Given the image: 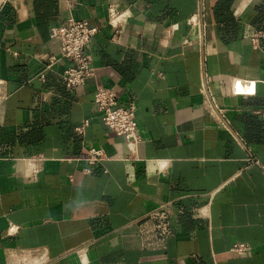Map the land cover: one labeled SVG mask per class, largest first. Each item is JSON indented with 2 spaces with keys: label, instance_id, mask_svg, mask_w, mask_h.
I'll list each match as a JSON object with an SVG mask.
<instances>
[{
  "label": "crops",
  "instance_id": "obj_1",
  "mask_svg": "<svg viewBox=\"0 0 264 264\" xmlns=\"http://www.w3.org/2000/svg\"><path fill=\"white\" fill-rule=\"evenodd\" d=\"M70 17L97 29L76 89L50 36ZM98 87L134 99L135 158ZM0 264H264V0H0Z\"/></svg>",
  "mask_w": 264,
  "mask_h": 264
},
{
  "label": "built area",
  "instance_id": "obj_2",
  "mask_svg": "<svg viewBox=\"0 0 264 264\" xmlns=\"http://www.w3.org/2000/svg\"><path fill=\"white\" fill-rule=\"evenodd\" d=\"M202 4H200V13ZM125 12L116 9L114 6L107 8V23L112 27L119 28L123 22ZM189 23L195 24L194 18L189 19ZM97 31L87 24L85 21L67 18L59 26L50 29V36L59 44V58L65 60L67 65L62 71L61 78L64 85L69 89H76L83 85L87 78L92 76L93 68L91 66L87 49L90 44L91 37ZM259 33L257 34V36ZM253 38L255 41L256 37ZM49 63L55 61L50 58ZM212 80L203 72L201 76L200 89L205 96V101L213 122L225 128L232 136H238L231 130L229 120L226 117V108L218 105L214 99V93L211 90ZM92 102L96 110L100 114L102 123L117 135L124 138L125 146L128 151L126 158H135V151L141 140L138 132V124L136 120V103L133 98L119 100L111 89L98 87L93 92ZM87 121L76 128L78 133H82ZM104 159V152L100 148H91L88 155L84 158L86 167L83 172L88 173L101 160ZM157 211H167L166 206H160ZM246 243H234L231 251L236 254H244L247 251Z\"/></svg>",
  "mask_w": 264,
  "mask_h": 264
},
{
  "label": "trees",
  "instance_id": "obj_3",
  "mask_svg": "<svg viewBox=\"0 0 264 264\" xmlns=\"http://www.w3.org/2000/svg\"><path fill=\"white\" fill-rule=\"evenodd\" d=\"M229 1V0H228Z\"/></svg>",
  "mask_w": 264,
  "mask_h": 264
}]
</instances>
